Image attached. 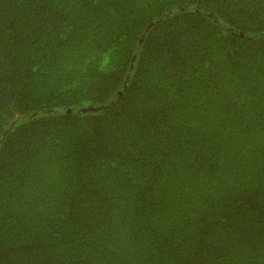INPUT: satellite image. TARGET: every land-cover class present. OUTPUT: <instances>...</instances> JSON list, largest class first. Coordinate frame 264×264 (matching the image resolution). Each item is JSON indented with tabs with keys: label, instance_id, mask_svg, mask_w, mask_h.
<instances>
[{
	"label": "trees",
	"instance_id": "trees-1",
	"mask_svg": "<svg viewBox=\"0 0 264 264\" xmlns=\"http://www.w3.org/2000/svg\"><path fill=\"white\" fill-rule=\"evenodd\" d=\"M0 264H264V0H0Z\"/></svg>",
	"mask_w": 264,
	"mask_h": 264
}]
</instances>
